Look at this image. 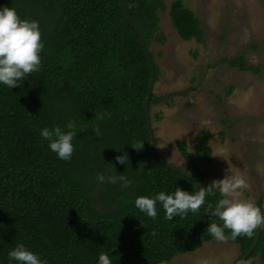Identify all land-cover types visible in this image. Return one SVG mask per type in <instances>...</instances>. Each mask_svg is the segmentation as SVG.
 <instances>
[{"label": "trees", "instance_id": "obj_1", "mask_svg": "<svg viewBox=\"0 0 264 264\" xmlns=\"http://www.w3.org/2000/svg\"><path fill=\"white\" fill-rule=\"evenodd\" d=\"M123 1L150 50L156 82L160 69L151 48L167 41L160 12L169 10L183 41L204 40L199 19L183 0L169 8L165 0ZM4 6L15 8L22 19L39 21L45 48L40 70L26 75L20 87L0 85V264H8L7 252L18 242L48 264H96L101 252L111 256L112 264H169L215 240L206 229L222 223L210 214L219 192L198 212L171 221L159 205L155 221L134 207L140 195L196 188L153 153L145 112L152 68L120 0H0ZM221 63L260 72L244 56ZM162 101L152 94L151 122L152 107ZM69 120L76 123L77 136L66 162L48 149L39 132L46 126L63 128ZM97 127L100 137L94 135ZM138 142L144 143L140 150L132 147ZM176 146L200 187L211 184L197 164L213 162L209 143L200 140L194 153L185 141ZM124 154L126 165L116 160ZM114 167L134 180L132 189L97 184L96 174L114 173ZM257 204L264 205V199ZM261 232L245 264L255 259L264 264ZM227 235L225 240L239 246L241 259L257 230L235 240Z\"/></svg>", "mask_w": 264, "mask_h": 264}, {"label": "rangeland", "instance_id": "obj_2", "mask_svg": "<svg viewBox=\"0 0 264 264\" xmlns=\"http://www.w3.org/2000/svg\"><path fill=\"white\" fill-rule=\"evenodd\" d=\"M175 0H165L168 8ZM201 23L204 40L183 41L169 10L160 12L166 44L151 52L160 69L153 94L163 99L151 109L157 153L189 172L176 143L194 153L206 140L213 162L197 161L211 183L226 173L242 175V198L264 199V0H183ZM244 56L260 72H241L221 63ZM160 117V120L157 118ZM239 246L213 240L169 264H236ZM247 264H262L259 259Z\"/></svg>", "mask_w": 264, "mask_h": 264}, {"label": "clouds", "instance_id": "obj_3", "mask_svg": "<svg viewBox=\"0 0 264 264\" xmlns=\"http://www.w3.org/2000/svg\"><path fill=\"white\" fill-rule=\"evenodd\" d=\"M40 23L33 19H22L15 8L0 7V85L8 89L20 87L25 76L38 72L41 68V52L45 45L41 39ZM100 118V117H97ZM42 140L47 141L48 149L62 161H70L75 151L74 139L77 136L76 123L69 120L62 128L58 125L44 127L39 132ZM94 135L100 137L99 127ZM144 143H136L132 147L140 150ZM117 162L126 165V154L117 156ZM114 166V165H113ZM181 172L186 169L179 167ZM98 185H118L119 190L134 187V180L127 175L98 172L95 176ZM248 185L242 175L228 170L223 179L213 180L206 187H199L192 192L176 187L172 192L158 191L149 195L137 196L134 207L147 218L155 221L158 207L164 212V219L171 221L173 217L184 218L189 213H196L205 205L209 197L219 192L220 199L211 209V216L221 224L209 223L206 232L217 241L229 238L235 240L240 236H251L257 229H264V205L242 198V190ZM227 230V233H226ZM156 235L155 232L152 233ZM8 264H48L39 253L32 251L25 243L18 242L7 252ZM96 264H112L107 252L98 254ZM160 264H164L163 261Z\"/></svg>", "mask_w": 264, "mask_h": 264}, {"label": "water", "instance_id": "obj_4", "mask_svg": "<svg viewBox=\"0 0 264 264\" xmlns=\"http://www.w3.org/2000/svg\"><path fill=\"white\" fill-rule=\"evenodd\" d=\"M120 3L123 7V10L125 12V15L127 16L129 22L131 23V25L133 26V28L135 29L136 33L138 34L139 38H140V41L142 43V46H143V49L150 61V65H151V68H152V78H151V83H150V88H149V94H148V97L146 99V102H145V112H146V118H147V123H148V127H149V132H150V137H151V147H152V150H153V153L154 155L162 162L164 163L170 170L174 171L175 173H178L184 177H187L189 179H191L194 184H195V188L196 190H198V188L200 187V184L198 183V181L195 179V177L188 173V172H181L180 169H177V167L173 166L172 164L168 163L162 156H160L157 151H156V146H155V134H154V130H153V127H152V122H151V119H150V99H151V96L153 94V90H154V85L156 83V74H155V65H154V62L152 60V57H151V53H150V50L148 49L147 45H146V42L144 40V38L142 37L138 27L136 26V24L134 23L133 19L131 18L130 14H129V11L124 3L123 0H120ZM207 205V204H205ZM211 208H214L213 206H211ZM261 229H257V236H256V239H255V242L254 244L252 245V247L250 248L249 252L247 254H245L237 264H245L246 261L252 256L254 250L256 249L259 241H260V237H261Z\"/></svg>", "mask_w": 264, "mask_h": 264}]
</instances>
